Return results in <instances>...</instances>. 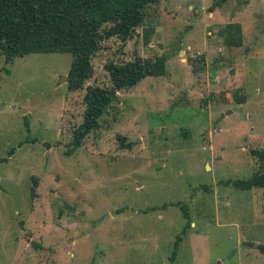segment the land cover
I'll use <instances>...</instances> for the list:
<instances>
[{
	"label": "rangeland",
	"instance_id": "obj_1",
	"mask_svg": "<svg viewBox=\"0 0 264 264\" xmlns=\"http://www.w3.org/2000/svg\"><path fill=\"white\" fill-rule=\"evenodd\" d=\"M215 1L146 5L76 90L69 52L0 53V264H264V189L231 182L264 148V0ZM161 54L166 74L118 91L72 146L105 63Z\"/></svg>",
	"mask_w": 264,
	"mask_h": 264
},
{
	"label": "trees",
	"instance_id": "obj_2",
	"mask_svg": "<svg viewBox=\"0 0 264 264\" xmlns=\"http://www.w3.org/2000/svg\"><path fill=\"white\" fill-rule=\"evenodd\" d=\"M158 1L0 0V53L6 62H12L30 53L69 52L72 60L67 85L71 90L80 89L93 72L91 60L103 41L116 37L125 42L132 38L144 19L146 5ZM226 1L216 0L210 10ZM227 26L234 27L237 34L240 31L238 24L229 23ZM228 42L240 43L238 39ZM165 60L166 55L161 54L152 65L145 64L139 55L126 61H107L105 70L111 85L86 86L83 118L72 131L71 145L79 148L86 136L101 127L100 118L117 100L118 91L134 87L147 76L165 75ZM12 151L10 148L9 154ZM251 152L259 163L257 170L248 179L237 178L231 182L241 189H264V148ZM184 217L188 226L187 212ZM180 240L178 236L170 256L172 259ZM258 248L264 252V244H259Z\"/></svg>",
	"mask_w": 264,
	"mask_h": 264
},
{
	"label": "water",
	"instance_id": "obj_3",
	"mask_svg": "<svg viewBox=\"0 0 264 264\" xmlns=\"http://www.w3.org/2000/svg\"><path fill=\"white\" fill-rule=\"evenodd\" d=\"M158 47H159V48H162V44H161V43H158ZM66 77H67V76H65V75L63 76L64 79H66Z\"/></svg>",
	"mask_w": 264,
	"mask_h": 264
}]
</instances>
